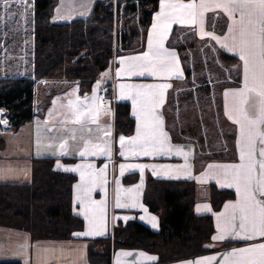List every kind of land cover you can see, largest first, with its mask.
Here are the masks:
<instances>
[{
    "label": "trees",
    "instance_id": "obj_1",
    "mask_svg": "<svg viewBox=\"0 0 264 264\" xmlns=\"http://www.w3.org/2000/svg\"><path fill=\"white\" fill-rule=\"evenodd\" d=\"M56 2L33 0L32 76L0 77V109L5 110L10 130H18L32 120L35 80H77L79 92H88L114 55L140 46L151 14L157 7V0H122L117 4L114 0H95L86 17L53 22L50 18ZM120 12L123 21L117 35L113 26L114 16L120 15ZM135 15L136 20H133ZM182 41L184 45H179L176 39L174 46L180 53L185 47L194 52V73L198 84L189 81L191 72L186 66L188 56L181 53L185 76L178 80L179 85L174 88L176 90H172L168 96L165 119L172 130L173 140H180L181 135L188 136L202 150L206 138L199 133L197 116L178 121L174 113L176 107L173 97L178 92V102L185 105L186 110L190 107L194 109L195 104L192 103L195 99L202 104L208 103L209 94L217 93L218 86L214 85L215 80L208 81L202 73L199 44L184 36ZM211 54L218 65L214 64L208 69L210 75L215 73L218 80H226L222 67L234 65L237 57L222 50ZM231 80L236 82V78ZM218 99L216 95L215 102L219 108ZM113 109L115 134H131L135 124L130 104L116 101ZM178 122L184 126L177 125L179 129L176 130ZM220 136L223 137L224 153H204L203 159L223 157L225 151L229 150L232 133L221 132ZM3 145L0 137V148ZM30 160L31 178L28 183H0V226L26 231L31 240L71 238L75 231L83 227L82 218L72 212L71 191L75 175L55 170L54 158L51 156H33ZM137 179V173H129L123 176L122 182L131 184ZM196 188L191 179L155 178L147 175L142 202L158 216L159 228L152 230L136 219L119 223L108 235L88 240V263L110 264L112 253L118 248L139 249L156 254L160 264L213 251L214 248L210 246L214 232L212 216L194 212ZM233 197L231 189H219L212 183L208 186V199L214 210ZM234 244L236 242L226 241L220 248ZM0 264L20 262L9 260L0 261Z\"/></svg>",
    "mask_w": 264,
    "mask_h": 264
},
{
    "label": "crops",
    "instance_id": "obj_2",
    "mask_svg": "<svg viewBox=\"0 0 264 264\" xmlns=\"http://www.w3.org/2000/svg\"><path fill=\"white\" fill-rule=\"evenodd\" d=\"M95 0H57L51 21L63 22L70 21L77 17H86L92 8ZM188 3L190 0H183ZM160 11V0H157V7L152 12L150 23L140 41V46L136 49L125 50L113 56L109 66L104 69L98 79L94 82L91 89L81 94L79 92V83L77 80H35L34 89V114L32 120L18 130H10L8 128V120L5 117V110L0 109V117L6 120L0 123V135H6L3 147L0 148V183H28L31 178V160L33 156H51L54 158L53 168L62 172H69L75 175L72 184L71 204L72 212L80 216L83 220V227L79 231H75L71 238L63 240H31L28 232L14 229L10 227L0 226V261L17 260L20 264H89L87 260V244L88 240L108 235L114 226L119 223H125L128 220L136 219L152 230L159 228L158 216L152 213L142 202V194L145 187L146 176L151 175L155 178L168 179H191L196 184V199L194 203V212L196 214H210L214 224V232L211 236L210 246L213 251L194 256L192 258L179 260L164 264H195L197 260L212 259L211 264H222L225 256L235 249L264 243V237H257L253 240L235 239L231 235L223 240H213L218 235V224H223L225 217H220L221 213H225V205L235 203L237 200L234 188L222 187L218 183V178L222 177L223 169L209 165H238L240 163L239 151L237 148V140L239 137V126L229 119L225 111V95L226 91L236 90L243 86V61L239 59V55L222 47L220 43L211 38V35H202L201 29L197 25H181L173 24L169 29L167 38L164 40V47L169 51H174L179 60V66L182 76L179 78L154 77L150 75H121L117 76L118 70L124 66L120 61L128 57L141 56L148 51L149 33L152 31L154 17ZM238 19V14L235 17ZM231 23L229 17L222 10L209 11L205 13L203 32L223 38L228 34V25ZM175 31V32H174ZM174 33V34H173ZM186 33L185 39H192L199 44V49L209 46L210 50L225 51L237 57V62L232 66L222 67L226 80H218L219 83L216 95L219 100V110L222 120L228 127L226 133H232L230 148L225 151L223 157L203 159L204 153L223 152L225 146L223 140L209 144L204 150L198 149L195 142L188 136L181 135L180 140H173L172 130L167 125L165 119V109L168 96L177 85L178 80L184 78L185 65L182 55L174 46L178 35ZM177 34V35H176ZM187 35V36H186ZM15 36V35H14ZM13 36V37H14ZM12 37V38H13ZM177 37V38H176ZM183 38V36H182ZM185 41V40H184ZM3 40L1 41V43ZM15 39L11 40V43ZM10 46L5 56L0 62V77L5 76H32L31 65V49L26 54V60L20 54V47ZM188 48V47H187ZM5 50V49H4ZM189 50V48H188ZM190 51V50H189ZM188 56V55H187ZM24 59V61H23ZM26 61V62H25ZM30 61V62H29ZM131 63V61H128ZM231 78H236V82ZM215 82H217L215 80ZM100 84L99 90L103 85L110 87V101L106 105L99 104L96 100V106L99 107L100 116L97 123H88L81 128L80 125L72 123H64L66 116H70V109L67 107L69 100L84 97L91 98L93 89ZM167 83L171 86L166 90L164 103L162 107L157 109L158 115L163 119V129L167 133L168 142L173 148H181L188 153L187 159L183 155H177L175 152L151 155V156H133L131 154L121 156V147L119 143L120 136L130 138L136 135L137 120L133 114V104L131 99L120 98V85H155ZM178 89V88H177ZM75 90V91H74ZM232 98L229 97V104ZM116 101H125L130 104V113L134 119V130L129 135L115 134L114 132V109L113 104ZM55 102V104H54ZM87 101L86 103H90ZM259 104V97L250 94V99L245 105L250 116H255ZM51 113V115H50ZM47 121V123H45ZM110 126L111 136H105V131ZM52 129V131H48ZM91 129V132H89ZM74 131L75 139H71V132ZM67 140V153L59 154V145ZM85 140L93 144L102 143L108 140L111 144V156L105 154L88 155L81 157L79 151L83 149ZM39 142V145H38ZM51 145V147H48ZM260 145L257 144V148ZM258 155V154H257ZM90 164L94 166V170L99 173L100 169H105L101 181L97 184L95 190L90 193L91 199L97 202L104 201L102 212H98L95 217V224L103 231V235L95 236H76L75 233H83L88 230L89 221L80 215V204L77 201V188L80 184L79 172L65 171V168H75L78 165ZM144 165L143 172L140 168H125L121 174L120 165ZM59 165L60 167H57ZM106 166V167H105ZM129 173H137L138 179L131 184H124L122 178ZM106 181V183H104ZM142 181V183H141ZM214 184L219 189H231L234 192L232 199L224 201L221 206L214 210L208 199V186ZM139 186V187H137ZM118 188L120 191L118 192ZM127 189H135L133 193H128ZM82 196L83 193H80ZM117 195L120 197L121 203L131 202L130 197H136V207H116ZM264 199V197H260ZM141 205L143 207H141ZM207 206V209L204 206ZM198 208L200 209L198 211ZM144 209H147L145 213ZM155 216L157 227L153 228L149 217ZM143 217V219L141 218ZM220 217V220L217 218ZM127 218V219H125ZM238 225V221H237ZM238 230V226H237ZM226 241H234L236 244L228 248H220V245ZM128 253V255H123ZM143 254V256H141ZM144 257H155L154 260H146ZM160 264L157 262V255L139 249L118 248L113 251L110 264Z\"/></svg>",
    "mask_w": 264,
    "mask_h": 264
},
{
    "label": "snow or ice",
    "instance_id": "obj_3",
    "mask_svg": "<svg viewBox=\"0 0 264 264\" xmlns=\"http://www.w3.org/2000/svg\"><path fill=\"white\" fill-rule=\"evenodd\" d=\"M217 9L222 10L231 20L228 25V34L223 38L203 32L205 13ZM237 14L238 19L235 18ZM173 24L199 26L202 35H211L212 39L220 43L222 47L238 54L239 59L243 61V86L224 93L226 114L233 123L239 126L237 148L240 163L238 165H209L210 169L214 167L223 169V175L218 178L217 182L222 187L234 188L237 200L235 203L225 205L226 212L220 214V217H225L224 222L218 224L219 234L214 236L213 240H223L229 235L232 238L244 240L264 237V199L260 198L264 197V0H190L188 3L183 0H160V11L154 17L152 31L149 33L148 51L141 56L122 59L120 63L124 67L118 70L116 75L142 76L147 74L162 78L182 76L176 53L164 47V40ZM170 86L167 83L122 84L119 86L121 89L120 98L132 100L133 114L137 120L136 135L130 138L124 136L119 138L121 156L126 157L129 154L151 156L174 151L175 154L183 155L187 159V152L179 147L174 149L168 142L167 133L163 129V119L157 113V109L164 103L165 92ZM99 87L98 83L93 89L91 98L69 100L67 107L70 109V116H66L63 122L77 124L81 128L89 122L97 123L101 114L99 107L96 106V91ZM250 94L259 97L254 117L250 116L245 108ZM229 97L232 98L230 104ZM89 99L91 102L86 103ZM0 123L6 124L7 122L0 117ZM48 131H52V129H48ZM69 131L71 132L70 138L74 140V131ZM105 136H111L110 126L105 131ZM257 144L260 145L259 148H257ZM67 148V140H64L59 145V154H66ZM111 151V144L108 140L97 144L85 140L79 155L86 157L105 154L110 157ZM57 167L60 166L57 165ZM144 167V165L121 164L120 170L123 174L125 168H140L142 173ZM64 170L80 174L81 182L76 186L77 201L81 208L80 215L89 221L88 230L74 235H103V231L95 224V217L98 212H102L104 201L92 200L90 193L101 181L105 169H100L97 173L93 165L86 164ZM126 191L133 193L135 189ZM80 193L83 195L81 196ZM130 200L131 202L121 203L120 197L117 195L116 207H136V197L132 195ZM141 207L143 206L141 205ZM204 208L207 209V206L205 205ZM144 211L147 213V209ZM220 217L217 219L220 220ZM141 218L143 219V217ZM149 221L153 228L157 227L155 216L149 217ZM123 255H128V253ZM144 259L154 260L155 257H144ZM212 259L214 258L197 260L195 264H211ZM117 264H119V260ZM222 264H264V243L235 249L225 256Z\"/></svg>",
    "mask_w": 264,
    "mask_h": 264
},
{
    "label": "rangeland",
    "instance_id": "obj_4",
    "mask_svg": "<svg viewBox=\"0 0 264 264\" xmlns=\"http://www.w3.org/2000/svg\"><path fill=\"white\" fill-rule=\"evenodd\" d=\"M119 1L122 0H114V2L117 4ZM132 1V0H130ZM137 1V0H135ZM32 5L33 0H0V62H3V57L6 55L5 52L8 51V48L10 46L15 47L14 50H17L18 47H20V54L25 57L26 60V54L29 50V46L32 41ZM122 5V2H121ZM133 20H136V15L133 17ZM122 15L120 12V15L114 16V32L117 33L122 28ZM186 33H181L182 36H184ZM15 35V36H14ZM14 36V37H13ZM13 37V38H12ZM178 37V36H177ZM15 39V42L11 43V40ZM3 42L1 43V41ZM179 45H184V41L177 42ZM122 48V47H121ZM189 48V47H188ZM187 47L181 50V53L184 55H188V58L186 59V66L191 72V76L189 81L197 85L196 82V74L195 71V57L194 52L192 49ZM5 49V50H4ZM120 50V47L117 48V51ZM214 53L212 50H210L209 46H204L203 50L202 48L199 49V58L200 62L202 64V73L206 75V78L208 81H214L216 80L214 85H216L218 82V77L215 73H212L210 75L208 69L213 66L214 64L218 65V62L215 61L213 58ZM24 61V59H23ZM26 62V61H25ZM30 62V61H29ZM208 62H210V65L208 66ZM191 88H194L193 86ZM98 90L96 91L97 96ZM178 93V92H177ZM176 92L174 93V105L176 107V110L174 111L177 120L183 119L186 120L190 117L197 116L198 120V128L199 133L204 135L206 138V144L204 143L202 150L205 149V147H209V144H214V142H219L221 138L223 139L221 135V132L225 133L228 131V127L225 125L224 121L221 118L220 110L216 105L215 102V96L216 93L211 92L209 94V102H203L202 104L199 100H194L195 102L192 103L195 104L194 109L186 110L185 105L178 102V95ZM190 104V106L192 105ZM192 110V111H191ZM191 120V119H189ZM184 124L178 122L176 123V130L179 129V126ZM6 135H0L3 142L5 141Z\"/></svg>",
    "mask_w": 264,
    "mask_h": 264
},
{
    "label": "built area",
    "instance_id": "obj_5",
    "mask_svg": "<svg viewBox=\"0 0 264 264\" xmlns=\"http://www.w3.org/2000/svg\"><path fill=\"white\" fill-rule=\"evenodd\" d=\"M178 40L182 41V35H178ZM110 87L108 85H103L97 93V101L101 105H106L110 101Z\"/></svg>",
    "mask_w": 264,
    "mask_h": 264
}]
</instances>
